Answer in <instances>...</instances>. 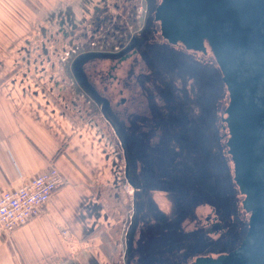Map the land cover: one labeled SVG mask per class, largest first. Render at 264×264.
Here are the masks:
<instances>
[{"label":"flooded vegetation","instance_id":"af4514ba","mask_svg":"<svg viewBox=\"0 0 264 264\" xmlns=\"http://www.w3.org/2000/svg\"><path fill=\"white\" fill-rule=\"evenodd\" d=\"M160 1L101 0L92 16L60 22L64 86L36 87L114 146L120 182L132 188L116 264H192L235 250L249 227L228 152L221 70L208 46L164 37Z\"/></svg>","mask_w":264,"mask_h":264},{"label":"crops","instance_id":"0c3cea01","mask_svg":"<svg viewBox=\"0 0 264 264\" xmlns=\"http://www.w3.org/2000/svg\"><path fill=\"white\" fill-rule=\"evenodd\" d=\"M99 2L0 0V192L50 162L64 178L38 216L12 233L0 228V264L114 263L102 249L127 198L114 146L100 127L36 91L38 81L56 89L64 81L42 77L46 61H34L36 52L63 55L50 32L60 36L62 24L92 16Z\"/></svg>","mask_w":264,"mask_h":264},{"label":"water","instance_id":"95a60500","mask_svg":"<svg viewBox=\"0 0 264 264\" xmlns=\"http://www.w3.org/2000/svg\"><path fill=\"white\" fill-rule=\"evenodd\" d=\"M156 16L171 44L214 54L229 92L234 180L250 214L239 247L192 264H264V0H161Z\"/></svg>","mask_w":264,"mask_h":264},{"label":"built area","instance_id":"2783aa9c","mask_svg":"<svg viewBox=\"0 0 264 264\" xmlns=\"http://www.w3.org/2000/svg\"><path fill=\"white\" fill-rule=\"evenodd\" d=\"M52 32L56 34L54 30ZM56 36L53 35V42H56L52 44L53 46H58L60 42ZM38 54L39 56L36 55L34 59L36 63L46 61L41 67V76L47 77L49 81L53 79L64 81V71L59 65L64 54L60 55L53 49L50 53ZM62 183H64L62 174L54 162H50L36 175L0 192V228L4 232L12 233L38 216Z\"/></svg>","mask_w":264,"mask_h":264},{"label":"rangeland","instance_id":"374dc122","mask_svg":"<svg viewBox=\"0 0 264 264\" xmlns=\"http://www.w3.org/2000/svg\"><path fill=\"white\" fill-rule=\"evenodd\" d=\"M53 35L54 34L52 32V34L49 35V37H48L50 39V41H51V44L56 43V42H53ZM56 37L59 39L60 42H63L62 39H61V37H62L61 35L60 36H56ZM63 45H64V42H63ZM231 168H232V174H234L233 173V163L232 162H231ZM210 173L212 174V172H210ZM130 189H132V188H130V187L129 188H127V187L125 188V191H126V194H127V198L125 197L124 200L122 199L123 201L121 203V207L124 206L123 208H124V210H126V213L119 214V215L116 214L118 218L116 219L117 220V224L115 225L116 227H114V231L112 232L113 236L109 240H104V246H103L102 250L109 257H110V254H111V260L112 259L115 260L117 257L121 258L122 255L125 252L124 251V245H123V242L125 240H119V237H120L121 233H122L121 235L125 236V233H124V228L125 227H123L124 226L123 225V221L127 217V214L129 215V213H130V206H129V204L131 202ZM237 194H239V193L237 192ZM240 200L242 202V198ZM238 201H237V203H238V205H240L241 202L239 203ZM118 224H119V226H118ZM116 228H117V230L115 231ZM115 246H120V248H118L119 250H117L115 248ZM112 252L114 253L113 255H112ZM113 264H116L115 261H114ZM119 264H121V263H119Z\"/></svg>","mask_w":264,"mask_h":264},{"label":"bare ground","instance_id":"6f19581e","mask_svg":"<svg viewBox=\"0 0 264 264\" xmlns=\"http://www.w3.org/2000/svg\"><path fill=\"white\" fill-rule=\"evenodd\" d=\"M210 174H211V173H210ZM216 174H217V173H215V172L213 173V172H212V174H211V178H210V183H211V185L214 186V187H216V182H215V177H214V176H216ZM218 176H219V175H217V177H218ZM217 182H218V180H217ZM218 183H219V182H218Z\"/></svg>","mask_w":264,"mask_h":264}]
</instances>
